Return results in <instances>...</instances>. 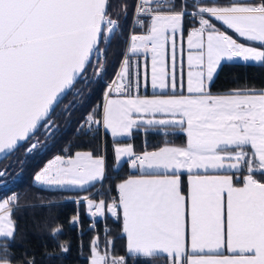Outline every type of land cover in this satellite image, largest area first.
<instances>
[{"label": "snow or ice", "instance_id": "snow-or-ice-1", "mask_svg": "<svg viewBox=\"0 0 264 264\" xmlns=\"http://www.w3.org/2000/svg\"><path fill=\"white\" fill-rule=\"evenodd\" d=\"M107 4L108 0H0V153L30 139L42 122L46 134L54 135L50 113L80 79L89 86L83 74L93 54L96 75L106 72V48L101 45L109 44L119 29ZM186 16L199 27L187 36L185 80ZM213 19L264 46V0H196L192 12L187 11V0L179 10L175 0H138L133 23L145 31L130 35L106 103L86 116L87 125L103 128L113 138L131 137L133 129H143L145 135L183 134L185 143L166 140L141 154L132 144L115 147L117 165L127 158L140 175L118 184V200L108 202L99 192L98 201L82 199L93 229L97 217L122 216L133 254L164 256L167 264H264V90H210L222 61L264 63V49L238 43ZM141 53L151 54L150 73L145 65L142 74L139 60L132 59ZM149 81L153 95H140ZM113 91L122 98H112ZM38 147L34 142L25 151ZM105 173V155L77 151L56 156L35 173L34 181L87 190L102 182ZM241 173L242 182L237 183ZM5 174L0 171V176ZM17 201L15 194L0 201V238H5L0 252L5 257L8 241L15 236ZM70 222L79 225V214ZM61 231L57 228L51 235L55 238ZM61 250L69 249L61 245ZM90 251V264H125L123 257L110 259L107 249L101 254L98 236L90 241ZM28 264H35L34 259Z\"/></svg>", "mask_w": 264, "mask_h": 264}, {"label": "trees", "instance_id": "trees-1", "mask_svg": "<svg viewBox=\"0 0 264 264\" xmlns=\"http://www.w3.org/2000/svg\"><path fill=\"white\" fill-rule=\"evenodd\" d=\"M226 2V0H221ZM135 0H108L109 16L119 23V29L112 36L106 48V72L97 76L95 65L97 57H93L86 73L91 83L86 88L83 79L75 83L74 88L64 96L50 114L48 124L56 131L49 137L46 134L47 125L43 122L30 139L24 141L9 155L0 160V196L9 195L13 191L18 196V208L14 212L15 236L8 241L9 255L5 257L0 252V260L12 264H28L34 259L35 264H89L91 256L90 241L99 237L101 253L107 249L110 258L123 256L125 264H167L164 256L143 257L130 254L126 250L125 235L122 231V216L120 219L106 213L103 217L95 218V228L92 218L87 212L84 196L99 200L103 198L111 202L112 195L118 190L119 182L129 174L127 161L116 163L114 145L129 141L135 151H144L169 142L184 144L185 136H164L162 132L150 131L145 135L144 130L133 129L131 137L112 138L102 130L84 129L83 121L86 116L102 106L106 80H110L119 66L127 36ZM201 4L210 0H200ZM196 2L188 1L187 8L195 9ZM181 7L180 1L175 0V9ZM126 13V15H125ZM214 22V19H213ZM191 17L184 19L183 35L195 25ZM218 28L234 34L231 29L216 21ZM239 40L249 42L238 37ZM262 47L260 43H253ZM264 90V63L223 61L214 81L210 86L213 94H224L233 89ZM78 129H80L78 131ZM39 142V147L31 153L25 149L32 143ZM93 151L106 157V173L102 182L87 188H47L33 181L35 172L43 166L47 159L54 154L71 155L76 151ZM186 174L183 176L187 183ZM98 188V189H97ZM97 189V190H96ZM77 200L80 203L77 204ZM79 214V225H70V221ZM62 228L54 238L51 233ZM5 238H0V244ZM111 241V245L108 242ZM61 245H66L68 251L62 252ZM51 253V255H47Z\"/></svg>", "mask_w": 264, "mask_h": 264}, {"label": "crops", "instance_id": "crops-1", "mask_svg": "<svg viewBox=\"0 0 264 264\" xmlns=\"http://www.w3.org/2000/svg\"><path fill=\"white\" fill-rule=\"evenodd\" d=\"M213 22V21H212ZM213 23H215L216 24V21L214 20V22ZM217 26V25H216ZM194 27H199V24H198V22L195 24V25H193L192 26V28L190 29V30H192ZM218 28V27H217ZM220 29V28H219ZM142 30L143 31H145V29L144 28H142ZM221 31H224V30H222V29H220ZM233 31V30H232ZM233 33L234 34H230V33H227L226 32V34H228V35H230V36H232L234 39H236L237 40V42L238 43H242V44H245L246 46H253V47H256V48H261V49H264V46H262V47H258L257 45H255V44H253V43H259V42H244V41H241V40H239L238 39V34L237 33H235L234 31H233ZM188 34L189 33H187V34H185V35H183L182 36V42H183V53H182V59H183V73H184V75H185V80H186V74H187V72H188V64H187V56H188V47H187V36H188ZM240 38H242V37H240ZM244 39V38H243ZM177 49H178V51H177V67H178V71H179V65H180V60H181V53H180V42L178 41V45H177ZM234 61H240V60H234ZM223 62V61H222ZM243 62V61H242ZM168 64H169V68L171 67V59H170V49H169V56H168ZM147 70H148V72L150 73V71H151V54H150V57H149V60H148V65H147ZM153 89L151 88V86H150V81H149V86L146 88V90H145V92H143V93H140V95H148V96H152L153 95ZM112 98H122V97H120V96H118L117 94H112ZM106 100H107V98H105L104 100H103V102H102V105L104 104V103H106ZM103 129V128H102ZM104 130V129H103ZM105 131V130H104ZM106 132V131H105ZM109 135H110V137H112L111 136V134H110V132H107ZM113 138V137H112ZM117 138H128V137H117ZM172 144H174V145H183V144H179V143H174V142H171ZM125 144H131V142H129V141H125V142H120V143H116L115 145H114V148L115 147H117V146H123V145H125ZM163 145V144H162ZM162 145H160V146H162ZM159 147V146H158ZM157 148V147H156ZM156 148H153V149H148V151H151V150H154V149H156ZM135 151V150H134ZM77 152V151H76ZM137 154H141L143 151H135ZM75 154V152L73 153V154H71V155H74ZM115 154V153H114ZM56 156H64V157H67V156H70V155H64V154H55V155H53V156H51L49 159H47L46 160V162L43 164V166H41V168H39L36 172H38L40 169H42L43 167H45L47 164H48V162L49 161H54V159H55V157ZM115 159H116V157H115ZM123 161H127V158H122V160H121V162H123ZM120 162V163H121ZM128 163V162H127ZM128 168H129V174H127L122 180H121V182L123 181V180H125V179H127V178H129L130 176H139L140 175V171H139V169H132L131 167H130V165L128 164ZM35 172V173H36ZM35 175V174H34ZM242 178H243V173H241V174H238V178H237V183H240V182H242ZM186 180H187V176H186ZM33 181H34V177H33ZM35 182V181H34ZM37 185H39V186H43V187H47V188H57V187H55V186H53V187H49V186H45V185H40V184H38L37 182H35ZM120 183V182H119ZM65 188H69V187H65ZM76 189V188H75ZM7 197V196H6ZM6 197H1L0 198V201H2L4 198H6ZM123 231V230H122ZM124 233V232H123ZM124 235H125V243H126V250H127V252L128 253H130V254H133V253H131L129 250H128V241H127V236H126V234L124 233ZM136 255H139V254H136ZM139 256H141V255H139ZM5 262V261H4Z\"/></svg>", "mask_w": 264, "mask_h": 264}, {"label": "built area", "instance_id": "built-area-1", "mask_svg": "<svg viewBox=\"0 0 264 264\" xmlns=\"http://www.w3.org/2000/svg\"><path fill=\"white\" fill-rule=\"evenodd\" d=\"M179 1H180V4H182V0H179ZM188 1L196 2V0H187V2ZM137 3H138V0H135L134 7H133V11H132V15H131V20H130L129 30H128L127 36L125 38V46H124L123 54L125 53V50L128 47L130 35L133 34V33L134 34H142L144 32V31H142V30L139 29L140 28L139 26H137V25H135L133 23V20H134V12H135V8H136V4ZM153 7H155V4H153ZM194 10H195L194 8H189V9L187 8V11L188 12H192ZM123 54H122V57H121V60H120V63H119V66L117 68V71H116L115 75L110 80H106L105 81L106 87H105V91H104V94H103V98L104 99L107 98V95L106 94H107V91H108V87L112 84V81L113 80L117 79V73H118V71H119V69L121 67V62H122ZM149 56H150V53L149 54H143V53H141L139 57H132L133 61H136L137 59L139 60L140 70H141V73L142 74H143V72L145 70V65H147V60H148ZM145 90H146L145 88H141L140 93L145 92ZM112 94H116L115 91H113ZM82 123H83L84 129H86V130L89 129V127L87 125L86 119ZM94 127H96V126L93 125L91 127V129L94 128ZM13 194L17 195V193L15 191H13ZM118 196H119L118 191H116L112 195V199H116L117 200L118 199ZM70 225L71 226H74L76 224H73V223L70 222Z\"/></svg>", "mask_w": 264, "mask_h": 264}, {"label": "rangeland", "instance_id": "rangeland-1", "mask_svg": "<svg viewBox=\"0 0 264 264\" xmlns=\"http://www.w3.org/2000/svg\"><path fill=\"white\" fill-rule=\"evenodd\" d=\"M109 17H110V16H109ZM110 18H111V19H114V18H112V17H110ZM114 20H115V19H114ZM190 31H191V30H189L187 33H189ZM101 47H105V45H101ZM94 57H97L96 54H94ZM54 155H55V154H54ZM64 155H67V154H64ZM97 189H98V188H97ZM97 189H96V190H97ZM12 195H13V193H12L11 195H7V197H6V196H5V197L8 198V197H10V196H12ZM0 197H1V196H0ZM95 200H96V199H95ZM97 201H98V200H97ZM73 219H74V218H73ZM73 219H72V220H73ZM101 254H103V253H101ZM114 257H118V258H119V257H123V256H114ZM123 258H124V257H123ZM110 259H111V258H110ZM124 260H125V259H124ZM0 264H5V262L0 260ZM7 264H12V263L7 262ZM89 264H90V259H89Z\"/></svg>", "mask_w": 264, "mask_h": 264}, {"label": "water", "instance_id": "water-1", "mask_svg": "<svg viewBox=\"0 0 264 264\" xmlns=\"http://www.w3.org/2000/svg\"><path fill=\"white\" fill-rule=\"evenodd\" d=\"M93 57H94V54H93ZM55 107H56V106H55ZM55 107H54V108H55ZM52 111H53V110H52ZM50 114H51V113H50ZM42 123H43V122H42ZM42 123H41V125H42ZM41 125H40V126H41ZM40 126H38V128H39ZM38 128H37V130H38ZM37 130H36V131H37ZM36 131H35V132H36ZM35 132H34V133H35ZM23 142H24V141H23ZM23 142H18V146L21 145ZM11 152H12V151H11ZM11 152L5 151V152H3V153H0V160H2L3 158H5V157H6L7 155H9Z\"/></svg>", "mask_w": 264, "mask_h": 264}]
</instances>
